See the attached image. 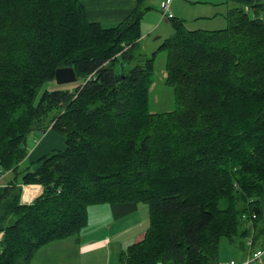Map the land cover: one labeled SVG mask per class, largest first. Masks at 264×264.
<instances>
[{
    "label": "trees",
    "instance_id": "trees-1",
    "mask_svg": "<svg viewBox=\"0 0 264 264\" xmlns=\"http://www.w3.org/2000/svg\"><path fill=\"white\" fill-rule=\"evenodd\" d=\"M82 0H0V264H30L45 244L79 236L92 205L146 203L144 238L121 264H217L220 242L264 241V0H231L223 29L173 31L141 48L139 4L116 26ZM175 106L152 112L158 52ZM77 81L55 88L58 67ZM65 149L27 164L28 135ZM42 194L22 203L23 185ZM255 215V217H253ZM255 230H252L250 225ZM244 250V251H243ZM82 264V263H78Z\"/></svg>",
    "mask_w": 264,
    "mask_h": 264
},
{
    "label": "crops",
    "instance_id": "crops-1",
    "mask_svg": "<svg viewBox=\"0 0 264 264\" xmlns=\"http://www.w3.org/2000/svg\"><path fill=\"white\" fill-rule=\"evenodd\" d=\"M81 2L88 20L99 22L105 28L121 23L139 4V0H82ZM142 7L148 8L142 17L143 20L152 6L142 5ZM158 11H160L159 7ZM148 23L146 21V28ZM151 29L147 28V31ZM142 39L143 34L140 41ZM40 136L42 137L35 141L34 146L29 147L26 162L35 163L44 155L65 149V139L58 133L46 130L40 133ZM10 178V172L1 173L0 196L4 186L11 180ZM42 190L39 184L23 185L21 202L29 204L35 197L42 194ZM27 192L28 197H26ZM140 205V203L129 202L90 206L87 225L81 230L79 236L74 235V237L45 244L39 248L30 264H92L100 260L102 254L106 259L102 264H115L112 258L117 261V264H121L120 253L125 251L131 243L144 238L147 229L144 225H148L150 221L148 209L144 207L142 210ZM140 211L141 213L136 217L135 215ZM134 217L135 220L131 221ZM2 235L3 232L0 231V241L3 238ZM246 254L238 251L239 259L244 258Z\"/></svg>",
    "mask_w": 264,
    "mask_h": 264
},
{
    "label": "rangeland",
    "instance_id": "rangeland-1",
    "mask_svg": "<svg viewBox=\"0 0 264 264\" xmlns=\"http://www.w3.org/2000/svg\"><path fill=\"white\" fill-rule=\"evenodd\" d=\"M142 2V5L152 6L144 16L140 29L143 34L141 48H143L144 52L150 55L154 50L159 48L166 37H169L172 34L173 28L170 20L163 21L161 19V14L160 11H158V7H160L159 4H161L162 0H143ZM170 4L174 16L185 20V25L189 30L223 29L228 24L227 18L225 17L227 11L235 6V2H232L231 0H173ZM262 16H264V12L262 13ZM146 21L147 23L150 21L147 27L148 29L152 28L150 31H147L145 26ZM166 62V53L164 51L158 52L155 60V80L149 97L150 110L152 112L169 111L175 106L173 89L169 85L167 86L165 83L167 76L165 71ZM46 86L55 88L59 86V84H57L56 81L50 82L47 83V85H44L42 89H44ZM28 136L27 143L30 148L34 146L35 141H38L42 137L37 133V131H32ZM27 164H31L33 168L35 167L34 163L27 162ZM140 206H142V210L144 207L145 209H148V205L146 203H143ZM140 213L141 211L135 216L137 217V215ZM146 214L147 213L145 212V215ZM133 220H135V217L131 219V221ZM148 226L149 223L148 225H144V228H148ZM250 226L252 227V230H255L253 225ZM220 244V261H227L231 258L239 259L238 248L232 246L224 240H222ZM245 253H247V251ZM105 260V255L102 254V256H100V260H97L92 264H102V262H105ZM112 261L117 264V261H115L114 258H112ZM251 264H264V255H262L261 261L253 262Z\"/></svg>",
    "mask_w": 264,
    "mask_h": 264
},
{
    "label": "built area",
    "instance_id": "built-area-1",
    "mask_svg": "<svg viewBox=\"0 0 264 264\" xmlns=\"http://www.w3.org/2000/svg\"><path fill=\"white\" fill-rule=\"evenodd\" d=\"M173 0H162L160 7V14H161V19L163 21L170 20V18L174 17V14L172 12V7L171 4ZM255 217V215H253ZM248 251L247 255L244 256V258L241 259H235L231 258L230 260L227 261H219L217 264H251L253 262H258L261 261L262 255H264V241L263 243L258 246L257 249H253V240L252 236L248 237L246 239Z\"/></svg>",
    "mask_w": 264,
    "mask_h": 264
},
{
    "label": "water",
    "instance_id": "water-1",
    "mask_svg": "<svg viewBox=\"0 0 264 264\" xmlns=\"http://www.w3.org/2000/svg\"><path fill=\"white\" fill-rule=\"evenodd\" d=\"M54 79L59 85H67L76 82L78 78H76L73 66L68 65V67H58L55 70Z\"/></svg>",
    "mask_w": 264,
    "mask_h": 264
},
{
    "label": "bare ground",
    "instance_id": "bare-ground-1",
    "mask_svg": "<svg viewBox=\"0 0 264 264\" xmlns=\"http://www.w3.org/2000/svg\"><path fill=\"white\" fill-rule=\"evenodd\" d=\"M29 193L27 192L26 197H28Z\"/></svg>",
    "mask_w": 264,
    "mask_h": 264
}]
</instances>
